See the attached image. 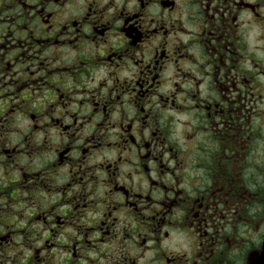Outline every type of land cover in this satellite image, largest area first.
<instances>
[{"label":"flooded vegetation","instance_id":"obj_1","mask_svg":"<svg viewBox=\"0 0 264 264\" xmlns=\"http://www.w3.org/2000/svg\"><path fill=\"white\" fill-rule=\"evenodd\" d=\"M0 264H264V0H0Z\"/></svg>","mask_w":264,"mask_h":264}]
</instances>
